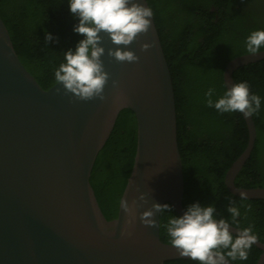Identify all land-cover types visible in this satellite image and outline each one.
<instances>
[{
  "label": "water",
  "instance_id": "water-1",
  "mask_svg": "<svg viewBox=\"0 0 264 264\" xmlns=\"http://www.w3.org/2000/svg\"><path fill=\"white\" fill-rule=\"evenodd\" d=\"M149 7L146 0H138ZM147 34L127 46L138 62H117L104 36L101 57L109 73L103 99L79 100L54 83L43 89L20 62L0 18V264H164L182 257L140 214L155 203L183 215V173L176 136L174 92L157 29L150 18ZM103 35V34H102ZM141 43L152 45L140 50ZM123 47V46H120ZM264 58L249 53L224 67L226 87L233 72ZM115 81V86L113 85ZM57 89H60L58 92ZM129 109L136 121L133 164L119 200L117 216L107 220L89 178L119 112ZM247 143L224 175L228 191L264 199V187L242 188L234 178L249 158L256 130L244 117ZM144 195L145 201L139 197ZM136 208L126 211L121 201ZM236 233L235 227L229 229ZM256 264H264V243ZM229 264H232L229 261Z\"/></svg>",
  "mask_w": 264,
  "mask_h": 264
},
{
  "label": "trees",
  "instance_id": "trees-1",
  "mask_svg": "<svg viewBox=\"0 0 264 264\" xmlns=\"http://www.w3.org/2000/svg\"><path fill=\"white\" fill-rule=\"evenodd\" d=\"M153 11L162 50L169 69L175 100L176 136L183 173L182 207L192 203L213 205L218 215L231 222L229 199L240 211L239 227L251 225L257 241L264 243V199L231 194L224 175L247 143V128L240 112L220 113L206 104V92L217 99L227 90L225 65L246 54L244 40L253 30H264V0H146ZM0 18L23 66L41 88L56 83L54 69L63 53L75 49L83 37L73 31L78 19L70 14L68 0H0ZM45 33L53 41L45 43ZM264 50V48H261ZM234 83L246 81L259 95L261 107L252 116L256 137L249 158L234 178L242 188L264 187V58L232 74ZM136 121L129 109L119 112L113 129L93 164L89 182L107 220L117 216L119 200L133 164ZM169 205V204H168ZM170 213L159 216V235L166 232ZM236 227L235 224L232 225ZM235 235V234H233ZM261 250L252 245L247 260L232 264H256ZM164 264H197L191 259Z\"/></svg>",
  "mask_w": 264,
  "mask_h": 264
},
{
  "label": "clouds",
  "instance_id": "clouds-1",
  "mask_svg": "<svg viewBox=\"0 0 264 264\" xmlns=\"http://www.w3.org/2000/svg\"><path fill=\"white\" fill-rule=\"evenodd\" d=\"M68 3L70 14L78 19L73 31L83 38L74 50L68 49L63 53V62L54 69L55 81L62 85L65 94L71 93L79 100L103 99L104 88L110 78L101 59L105 55L104 36L117 46L107 49L109 57L122 63L138 62L139 57L127 50V46L141 34L148 33L153 11L138 0H68ZM49 41H53V37L45 33L46 45ZM151 47L150 43L140 44L141 51ZM244 47L251 55L259 54L264 48V30L251 31L244 40ZM115 83L113 81L114 86ZM214 94L215 90L209 88L205 94L206 104L220 113L240 112L244 117H251L261 107L260 96L250 92L246 81L232 83L217 99H213ZM239 198L243 201L248 197L241 191ZM139 199L145 201L144 195L141 194ZM121 205L126 211L136 208L135 201L130 205L123 200ZM226 210L231 222L214 215L216 209L213 205L202 206L198 202L187 206L179 217L170 214L164 225L169 243L180 256L188 257L197 264H229L230 260H247L248 252L258 237L251 225L239 227L237 218L240 211L235 201L229 199ZM165 212H171L170 205L154 202L150 209L140 214V220L146 226H154V213ZM233 224L236 225L235 235L229 230Z\"/></svg>",
  "mask_w": 264,
  "mask_h": 264
}]
</instances>
